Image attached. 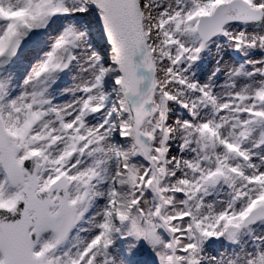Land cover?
Returning <instances> with one entry per match:
<instances>
[{"label": "rangeland", "instance_id": "obj_1", "mask_svg": "<svg viewBox=\"0 0 264 264\" xmlns=\"http://www.w3.org/2000/svg\"><path fill=\"white\" fill-rule=\"evenodd\" d=\"M201 1L189 2L193 5L192 21L188 25H181L188 27L191 45L199 52L207 48L209 40L215 43V40L225 36L222 27L226 23L215 35V27L212 26V33L209 32L212 37L204 43L202 35L198 34L201 20L212 18L221 4L240 1L237 7L246 10L245 16L232 18L228 25H257L264 10L249 7L248 0H221L208 14L200 11ZM185 6L182 8H190ZM97 12L95 0H0V58H7L8 65L4 67L6 62L0 61V123L7 143L17 146L19 150L18 160L39 152L36 156L38 176L46 162L43 154L46 146L42 142L61 139L68 135L70 128L73 129L71 138L82 132L81 127L85 124L81 121L83 118L76 119L71 125L62 123L52 135L37 133L32 140L34 129L29 128L31 115L36 114L46 102H64L67 104L66 110L71 108L81 117H91L101 109L102 113L113 117L118 125L116 137L122 142L119 149L115 148L117 151L112 161L105 165L107 175L104 176V170L97 168L100 157L93 149V140L85 156L79 152L78 157H83L79 164L66 173L55 175L51 182L40 187V190L48 188L65 178L70 184L68 203L75 207V218L59 247L54 244L53 234L48 233L41 238L40 247L34 252L44 257L43 264H250L243 263L236 254L239 248L237 236L241 232L248 238L245 245L250 249L252 261L263 264L264 219L260 218L264 217V213L260 212L259 216H251L250 213L259 207L264 209V198L254 193L256 195L248 201L235 207L238 204L235 196L228 195L215 216L223 215V212L226 214L232 208L235 219L218 224L222 229L219 237L211 234L205 237L196 226L193 201L174 181L179 171L173 174L170 168V159L175 160V166L182 168L185 156L187 175L189 178L195 174L200 177L205 197L208 192L213 194L217 186L231 190L234 183L227 170L229 163L217 154L220 126L217 125L219 119L215 113L226 115L233 110V105L228 106L227 101L216 102L213 106L203 104L204 114L212 120L211 124L206 120L196 124L192 116L188 118L187 114L198 115L200 104H192L188 91L180 84L167 87L163 58L159 52L162 44L156 37L159 22L146 14L147 31L151 33L148 46L153 59V84L149 93L142 97L145 99L143 104L134 108L128 99V91L135 90V84L130 88L124 85L125 75L119 59L114 65L103 59V54H109L103 51L104 46L100 44L106 40L99 28ZM7 18L11 22L6 21ZM217 19L220 22L219 16ZM206 24L209 30L210 22ZM19 36L23 42L18 41L14 45V39ZM260 40L262 52L257 69L261 70V75H255L259 77L257 85L241 87L240 80H251L250 70L241 64H237V73L227 84L231 99L243 96L253 101L252 106L247 102L237 103L234 109L247 108V111L254 113V117H240L238 128L235 124L227 128L230 133L234 130L235 135L223 140L222 143L227 146V150L222 148L225 155L232 154L229 150L233 144L240 146L243 140L247 141L250 137L252 148L264 145V30ZM43 46L45 48L38 50L34 62V54L31 60H27L29 65L25 68L27 61L23 55ZM235 49L239 50L241 58L248 55L246 51L241 52L239 46L232 49L230 54L234 50L233 53L238 56ZM68 56L67 65L62 69L61 65ZM83 58H86L87 64L90 63V67H82ZM114 66L117 68L116 77L110 74ZM173 76L176 77V74ZM113 78L115 89L110 91L109 82ZM133 78L139 81V77L130 75V81L134 82ZM75 96L81 98L75 99ZM64 146H67L66 143ZM64 146L65 152L68 150L70 154L69 161H72L76 154L72 155L73 150ZM243 146L239 154L244 156ZM113 150L114 147L111 152ZM232 158L235 163L238 162L234 155ZM252 175L250 173L245 178ZM116 182L118 185L121 182L125 184L122 187V193L127 196L124 209L120 189L118 191L112 187V183ZM22 194L23 186L11 187L0 165V207L9 208ZM53 197L55 201L50 212L53 210L52 214H56L58 201L55 194ZM211 197L214 198L213 195ZM201 229L206 231L204 225ZM254 230L258 231L255 233ZM257 238L262 240L261 244L255 243ZM216 243L220 244L221 251L214 253ZM205 250L212 252L202 256Z\"/></svg>", "mask_w": 264, "mask_h": 264}, {"label": "bare ground", "instance_id": "obj_2", "mask_svg": "<svg viewBox=\"0 0 264 264\" xmlns=\"http://www.w3.org/2000/svg\"><path fill=\"white\" fill-rule=\"evenodd\" d=\"M190 1L191 0H138L140 16L136 22L133 21L131 23L130 29L132 35L142 41V48L138 52L130 54V46L123 45L122 42H116L111 44L112 47L107 45L105 48H102L104 52L106 51L109 54H103V59L107 61L108 64L112 65L113 63L114 65L117 58L129 57L131 59L132 69H136L138 72L146 75L147 79L143 77L141 81H137L133 78V82L132 80L130 81V76L128 74L124 81V85L129 88L135 84V90L128 91L130 92V95H128L130 104L134 108L142 105L145 100H143L142 97H145L149 93L153 84L151 77L154 73L151 49L148 46L149 35H151V33L147 31V25L145 22V15L149 14L153 20L159 22V29L156 31V37L159 38V43L162 44V50H159V52L160 56L163 58L162 64L164 65L163 67H165L164 73L167 78V87H169L170 84H180L185 91H188V99L192 104H200L197 112L198 115L195 116L194 113H192V115L187 114L188 118L192 116L194 123L196 124L201 120H206L208 124H211L212 120L208 119L204 114L205 107L203 104L208 103L213 106L216 102L227 101L226 104L228 106L233 105V110H229L226 115H221L222 113L220 112L215 113V117L219 119L217 125L220 126L217 154L223 159H227L226 161L229 163L227 170L234 183L231 190L224 186H217V189L212 191L213 194L208 192V195L205 197L202 193L203 181L200 180V177L195 174V176L189 178L187 175V170L185 169L186 157L184 156V163H182L183 167L180 169L178 166H175V160L170 159L172 173L175 174L179 171L178 178H174L176 185L178 184L180 190L188 196L190 201H193L192 209L194 212V218L196 220V226L201 230V234L205 237L210 236V234L211 236L214 235L219 237L222 229L219 228L218 224L235 219L232 208L226 214L223 212V215L219 214L220 216H215V214L219 212L221 205L225 203L226 199H228V195L232 194L231 197L235 196V200L238 202L235 207H239L241 203L248 201L251 196L256 194L259 195V198H264V145H258L257 148L255 146L252 148L251 137L247 141L243 140L241 144H244L243 151L246 153H244L243 156L239 154V152L242 151V145L238 146L236 143L233 144V147H230L231 149L229 152L236 157L239 163L234 162L232 154L225 155L222 150V148L227 150V146L222 143L223 140H229V138H233L235 135L234 130L230 133L227 128L232 124H235L238 128L237 125L239 124L240 117H254V113L249 110L247 111V108H241L238 111L234 109L237 103L244 104L247 102L252 106L253 101L248 97L245 98L243 96L232 97L231 99L229 97V92H227V84L230 78L237 73V64H241L248 67V70H250L249 75L251 76V80L249 79L245 82H243V80L239 81L241 87L257 85L259 77L257 78L255 75H261V70L257 69V64L260 61V55L262 52L260 50L259 41H261V32L264 30V10L262 11L261 20L257 25L243 27L228 25L232 18L236 19L238 15H246V10L244 11L237 7L239 3L224 4V6L217 8L214 15L217 17L219 16V21L226 23L222 27L225 31V36H221L222 39L220 40H215V43H213V41L211 43V40H209L207 48L202 52H199L198 50H194L191 45L188 27L181 26L183 24L188 25L192 21L193 16L191 8L193 5L189 3ZM220 1L221 0H202L200 11H205L210 14L215 5ZM248 1H250L249 7H261L264 9V0ZM185 5L190 8H182V6ZM97 16H101V18L104 16L101 10L97 12ZM204 25L206 24L202 25L203 30H205L203 28ZM209 32L210 29L208 30L207 27L206 33ZM80 45L79 47L81 49ZM237 46H239L241 52L246 51L248 55L241 58V56H239V50L237 49L235 50H237L238 56L233 53L234 50L230 54L231 50ZM231 47L234 48L231 49ZM44 48L45 46L40 49L34 48L28 51L23 55L25 56L24 59H26V61L31 60L32 55L34 54V58L32 59L34 62L39 54L38 50H43ZM80 52L84 54L82 50ZM32 61L30 62V65L32 64ZM82 61L83 68L90 67V63H86V58H83ZM27 62L25 63V68L29 65V62ZM7 66L8 65H5V67ZM116 71L117 68L115 66L111 68L110 74L112 77H116ZM174 74H176V77L173 76ZM118 79H120V77H118ZM111 81L109 82L110 91L115 89V84L113 83L114 78L111 79ZM251 82L253 85H251ZM80 98V96H75V99ZM66 105L67 104L64 102L56 101V103L52 102V104L46 102L36 114L31 115L32 120L29 124V128L30 130L34 129L32 140L35 139L34 135L40 132H43L45 135H52L64 122H68L69 125H71L76 119L81 120L83 118L81 121H84L85 123L81 127L82 132L77 133L72 138L70 134H73V129L70 128L67 130L68 135L61 139H50L42 142L46 146L43 150L46 162L40 171L41 174H38L37 176L40 187H42L43 184L51 182L55 175L66 173L71 168L73 169L74 165L79 164L81 162L80 160L83 158L80 159L78 157L79 152H82V155L85 156L87 150L91 147V142L93 140V149L100 157V163L97 168L102 171L104 170V176L107 175L108 171H106L105 165L108 162H111V159L114 158V153L117 151L115 148L119 149L122 145L121 140L116 137L118 125L113 121V117L102 113L101 109L95 111L91 117H81L79 113L71 110V108L66 110ZM223 111L224 110L222 109V112ZM170 113L173 114L172 111H170ZM173 121L174 120H172V123ZM213 127L214 125L212 124L211 128ZM77 141H80L79 144H77ZM65 143L67 145L66 147L64 146ZM63 146L65 149L73 150L72 155L76 154L72 161H69L68 157L70 154L68 155V150L65 152ZM113 147L114 150L111 152ZM250 173L253 175L249 178H245ZM40 179L42 181H40ZM117 182L112 183V187L118 189V191L120 189V200L122 199V204L124 203V209L126 207L127 196L122 193V187L125 184L121 182V184L118 185ZM21 186H23V184H21ZM211 195H213L214 198H212ZM117 197H119L118 194ZM69 198L71 199L70 194ZM52 201L54 205V197L52 198ZM32 214L33 213L30 212V215ZM94 215H96V213H94ZM203 225L206 228L205 232L201 229ZM257 231L258 230H254L255 233ZM246 238L247 237H245L243 233H238L237 239L239 248L236 254H238L237 256L241 258L243 263L255 264L252 261L248 245H245L247 241ZM255 243L261 244L262 240L257 238ZM39 247H37L36 250H38ZM219 247L220 244L216 243V246L213 249L214 253L221 251ZM210 252L212 251L205 250L204 253H202V256L203 254L208 256ZM255 262L256 264H261L260 261L255 260Z\"/></svg>", "mask_w": 264, "mask_h": 264}, {"label": "water", "instance_id": "obj_3", "mask_svg": "<svg viewBox=\"0 0 264 264\" xmlns=\"http://www.w3.org/2000/svg\"><path fill=\"white\" fill-rule=\"evenodd\" d=\"M95 3L97 8L104 13V16L98 20L99 25L111 42H122L123 45L130 46V54L138 52L142 48V41L135 38L130 29L131 23L136 22L140 16L138 0H95ZM222 6L224 5L220 7ZM217 18L214 15L210 19L206 17L201 20L199 31L203 37V43L212 37L210 34L212 32L209 33V37L206 30L202 29L203 24L210 22L209 29L212 26L215 27L213 35L218 34L221 26L225 24L222 21L217 22ZM207 25H204L203 28L206 29ZM18 40L23 41V38L19 37ZM25 45L26 43L24 47ZM68 59L69 56L64 60L62 69L67 65ZM118 59L125 77L129 74V76L139 77V80L145 78V74L132 69L129 57ZM17 155V149L8 146L4 129L0 123V161L4 165L9 181L15 187L23 184L25 175L28 179V182L23 184L24 195L16 200L14 206L10 209L0 208V252L3 264H43V257L34 255L33 248L39 243L40 237L49 232L56 235V245H60L71 227L75 208L73 205L67 204L69 190L67 183H64L60 188L54 185L35 195L38 189L36 178L38 166L35 159L26 158L21 163H17ZM54 191H57L59 213L51 215L49 213V209L52 207L50 197ZM27 197L29 200L26 199ZM32 211L34 213L30 215ZM262 211L264 212V210ZM257 212H254L253 215ZM261 218L264 219V217ZM58 220H60L59 223ZM32 228L33 230L30 232Z\"/></svg>", "mask_w": 264, "mask_h": 264}]
</instances>
